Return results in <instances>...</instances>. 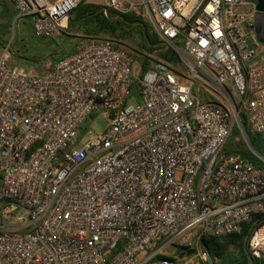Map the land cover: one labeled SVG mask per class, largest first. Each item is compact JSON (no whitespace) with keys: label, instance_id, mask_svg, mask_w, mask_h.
<instances>
[{"label":"built area","instance_id":"built-area-1","mask_svg":"<svg viewBox=\"0 0 264 264\" xmlns=\"http://www.w3.org/2000/svg\"><path fill=\"white\" fill-rule=\"evenodd\" d=\"M10 1L35 37L52 39L85 0ZM100 6L147 19L178 63L148 53L134 68L121 43L88 37L26 75L2 51L0 264H206L202 241L245 223L247 252L264 264V157L246 135L264 138V44L245 33L255 3ZM97 118L106 128L90 132ZM233 128L260 168L227 153Z\"/></svg>","mask_w":264,"mask_h":264},{"label":"trees","instance_id":"trees-1","mask_svg":"<svg viewBox=\"0 0 264 264\" xmlns=\"http://www.w3.org/2000/svg\"><path fill=\"white\" fill-rule=\"evenodd\" d=\"M15 16L16 11L12 2L10 0H0V19H9ZM141 23V19L135 17L132 13L106 10L104 14L102 6L86 3L85 1L71 12L68 20L69 27L77 28L87 37L105 35L117 43L128 40L134 27H139ZM143 33L144 37H142L141 46L145 48L148 42V47L146 48L148 53L159 51L157 56L160 60L174 66L177 65L178 57L172 50L164 48L157 39L150 42L146 36L145 29H143ZM143 64H145V60ZM240 119L245 127V120L242 115H240ZM246 135L252 149L264 157V138L247 130ZM237 136H240V133L237 128H233L226 145L227 153L250 159L257 168H260L262 164L245 147L237 144L238 141H235ZM250 231L251 223H245L241 225L237 234L204 239L202 248L209 256V262L206 264H263L259 260L252 259L247 252L246 242Z\"/></svg>","mask_w":264,"mask_h":264},{"label":"rangeland","instance_id":"rangeland-1","mask_svg":"<svg viewBox=\"0 0 264 264\" xmlns=\"http://www.w3.org/2000/svg\"><path fill=\"white\" fill-rule=\"evenodd\" d=\"M95 5H101L102 0H85ZM249 3H256V0H248ZM70 18V16H69ZM141 24L139 27H134L129 39L122 42V46L129 51L132 58L133 66L139 67L145 60V55L148 54L147 47L141 46L142 37H144L143 29L146 31V36L150 42L158 40L154 29L147 19L140 18ZM69 20V19H68ZM248 43L251 47L257 50L263 49V45L256 41L253 30L246 31ZM97 37L107 38L105 35ZM88 37L77 28H71L68 24L66 32L52 39L37 38L31 31V19L29 17L18 19L17 17L9 19H0V54L6 48L10 53V66L12 69L18 70L26 75H39L41 70L49 68L57 60L72 54L75 49L83 43ZM159 41V40H158ZM152 52L157 59V53ZM42 66V67H41ZM44 68V69H42ZM193 93L199 98H203L204 91H197V86L193 87ZM206 97L211 98L208 94ZM87 130L93 133L102 132L106 128V121L103 118L89 120L85 123ZM240 136L235 138V141L241 147H245L252 155L250 149L246 147L245 142L240 139ZM240 139V140H239Z\"/></svg>","mask_w":264,"mask_h":264},{"label":"water","instance_id":"water-1","mask_svg":"<svg viewBox=\"0 0 264 264\" xmlns=\"http://www.w3.org/2000/svg\"><path fill=\"white\" fill-rule=\"evenodd\" d=\"M255 5H256L255 25H254L255 38L258 43L264 44V34L262 31V26L264 22V0H256Z\"/></svg>","mask_w":264,"mask_h":264},{"label":"crops","instance_id":"crops-1","mask_svg":"<svg viewBox=\"0 0 264 264\" xmlns=\"http://www.w3.org/2000/svg\"><path fill=\"white\" fill-rule=\"evenodd\" d=\"M86 3H90V1H86ZM15 17H17V13H16V16ZM19 19V18H18ZM31 31H32V29H31ZM253 32H254V30H253ZM33 33V32H32ZM254 35H255V33H254ZM259 44H261V43H259Z\"/></svg>","mask_w":264,"mask_h":264}]
</instances>
